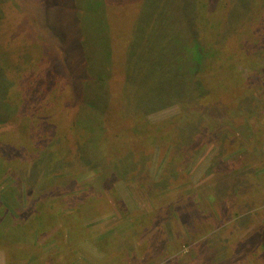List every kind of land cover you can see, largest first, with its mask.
Masks as SVG:
<instances>
[{"label": "rangeland", "instance_id": "374dc122", "mask_svg": "<svg viewBox=\"0 0 264 264\" xmlns=\"http://www.w3.org/2000/svg\"><path fill=\"white\" fill-rule=\"evenodd\" d=\"M166 1L67 0L65 6L66 0H0V70H3L0 88L2 77L9 84L11 78L15 79L13 82H19L8 72L18 64H28L32 54V79L22 80L19 87L22 91L15 89L13 95L8 96L21 100L25 90L33 94L38 86L33 109L25 113L6 100L11 110L10 122L26 123L28 119L32 122L27 131L29 148L20 156H38L71 129L73 119L69 102L73 93L79 99L88 98L95 102L93 106L88 104L91 111L98 114L106 106H111L112 114L116 116L127 94L125 89L139 92L144 86L160 89V83L165 88L172 82L171 70L174 75L181 76L180 53L191 52L186 60L187 73L185 79L178 85L174 83L171 89L181 91L185 99H178L177 95L166 107L148 111L146 118L152 123L187 109L195 110L198 117L205 113L208 120L211 117L208 113L215 108L222 113L217 117L219 123L233 109L232 101L242 92L239 86L235 87L238 73L248 71L242 60L253 63L252 69L260 71L255 75L263 78V64L259 61L264 56V7L259 2L221 0L224 6L227 4V13L231 10L240 15V18L236 17L239 21L246 22L243 16L248 17L247 24L256 21L252 30L254 36L261 33L258 42L240 39L238 33L244 24L234 21L235 18H231L229 25L225 20L226 26H222V23L213 22H219L216 18L219 12L206 11L200 16L202 18L195 24L200 41L214 55L204 60L207 64L199 82L192 33L189 29L182 33L180 25L166 23L170 13ZM214 1L220 0H194V4L198 8ZM187 3L190 5V0ZM69 24L74 28L72 33L68 31ZM222 28L225 35L220 38ZM123 35H127L126 54L132 60H126V55L121 54ZM40 37L45 38L46 45L45 50L37 49L38 59L34 50L30 54L29 48ZM170 57L172 62L166 63ZM72 58L75 62L71 64ZM219 65L226 68L216 69ZM126 68L130 69L128 73H125ZM73 72L93 78V93L97 91L103 96L90 94L77 84L71 87L69 77L76 75ZM48 89L51 92L45 93ZM258 95L257 102L251 98L250 104L241 102L239 113L234 116L236 123L250 127L251 131H254L252 124L262 120L251 118L264 114V104H260L264 102V87ZM197 100L204 102L200 105L201 112H198V103L201 102ZM113 116L107 119L105 115V135L108 136L97 142L109 162L119 153L123 142L131 144L146 134L142 131L140 137L134 134L137 138L117 137L119 130L139 126L140 120H118ZM93 124L91 118L80 119V135L86 126L93 127ZM196 124L198 122L192 120L184 126L179 124L181 129L183 127L178 130L181 141H190L192 149L189 155L182 152L183 156L177 149L181 168L166 170L173 171L174 178L166 175L162 178L164 170L169 167L172 145L167 149L166 146L173 139L164 137L155 145L145 144L147 154L144 157L141 156L143 152L134 154L137 160L142 157L139 171L148 177V183L155 184L145 191L132 190L122 178L113 181L110 189L104 183L96 182L93 186L99 195L92 194L78 208H75L77 203L90 190L85 184L99 174V167L83 164L71 169V159L68 162L66 157L76 149V145L71 144L59 162L67 170L60 175L53 174L63 177L62 185L57 188L63 189V200H70L64 202L60 220L52 224L49 232H41L43 235L37 228L26 227L7 233L5 227L13 217L6 214L0 220V235L4 232L0 236V264H264V134L260 131L251 133L248 138H227L223 133L221 148L214 136L198 142L202 138L196 139L193 135ZM258 127L264 131V123ZM7 133L0 136L5 137ZM14 135L10 138L15 139ZM15 143L11 145L7 139L0 138V168L9 166L7 155L12 154ZM110 144L113 145L111 150ZM86 146L80 144L82 148L77 151L78 155ZM11 164L19 165V162L15 160ZM218 178L224 179L218 181L222 186L226 187L225 180H233V184L240 186L237 202L230 195L214 201L215 195L208 188L213 187ZM7 179H0V187ZM49 187L52 188L51 183ZM114 199L117 207L111 204ZM22 205L28 206L27 198ZM182 212L186 213L185 216H181ZM17 217L19 215L14 216ZM51 219L52 216L46 223L51 225Z\"/></svg>", "mask_w": 264, "mask_h": 264}, {"label": "trees", "instance_id": "16d2710c", "mask_svg": "<svg viewBox=\"0 0 264 264\" xmlns=\"http://www.w3.org/2000/svg\"><path fill=\"white\" fill-rule=\"evenodd\" d=\"M188 1V0H187ZM186 0H167L166 4L169 9L168 18L166 19V23L170 26L180 25L181 32L184 33L187 29L190 30L192 33V47L193 51L196 53V57L194 59L197 62V67L195 72H197L196 76H198V80L200 82V76L202 74V70L206 67V64L204 60H207L208 57L211 56L212 53H209L205 47H203L199 34L197 31V26H195L196 22H199L200 16H204L205 12L208 11L209 13H220L219 22L213 21L215 23H222V26L224 25V21L229 25V22L231 21V18H235L234 21H239L238 18H240L239 14L234 13V11L229 10L227 13V4L224 6L222 4V1H214L205 5L204 7H198L196 8V5L194 4V0H190L191 4L189 5ZM245 0H242V3ZM254 0H249V2L253 4ZM256 2H259V5H262L261 7H264V0H255ZM67 0L65 3H63L66 6ZM200 8V11H199ZM72 11H74L73 8H71ZM238 17V18H236ZM244 20L248 22V17L243 16ZM193 20L195 21L194 24H192ZM215 20V19H214ZM243 25V28L240 30V39H245L246 41H250L255 39L257 41V38L261 35L260 32H257L254 36V32L252 28L256 25V21L247 24L245 21H239ZM72 23V22H70ZM70 25V24H69ZM226 26V24L224 25ZM72 33L74 31V28L68 26V31ZM131 34V29H128V34ZM224 31L222 28V33L220 38L224 36ZM124 39L123 41H120L122 43V50L121 54L126 55V60L131 59L126 54V45L128 42L125 40V37L127 35H123ZM135 36V35H134ZM44 37H40L35 41L34 45L30 46L29 52L32 53L31 50H34L35 56L39 59V55L37 52L38 48H42L45 50L46 42L44 41ZM24 42V41H23ZM258 42V41H257ZM25 44V43H23ZM43 44V45H42ZM28 47V46H27ZM200 52V53H198ZM188 54H191V52H185L180 53V58L183 65V74L181 76H176L172 73L169 77L172 79V82L167 83V87L164 88V85L162 87V83L159 84L160 89L152 88L150 86H144L140 92L137 90L131 91L129 89H125V92L127 94L122 99V107L120 110V113H118L116 116H113L112 114V107L111 106H104L102 113H96L94 110L88 107V104H91V106L94 105L95 102L86 99H79L75 96L73 93V97L70 100L69 104V113H72V123L69 127L71 129L67 130V132L60 136L55 142L53 141V144H50L46 150L43 151L41 154H36V157L33 155H27V156H20V154L25 151V149L29 148V137L27 135L28 128L30 124L32 123L29 119L25 122H10L11 119V110H9V107L6 103V100L11 101L16 106L20 107L22 110V113L27 112L28 110L33 109V102L35 101V96L38 91L37 89L33 92H30L28 90H25L23 95V99L19 100L16 96H13V99L9 98V94H12L13 90L19 89L21 81L22 80H29L33 77V69H32V62H33V54L30 59V62L28 64L23 65H17L16 68H13L11 72H8L10 77H16L19 79V82H13L15 79L11 78L12 83H8L9 81H5L2 77V87L0 88V134L8 131L5 137L0 136V138H5L9 141V143L12 145L15 143V141L21 145V147H18L15 143V148L12 150L11 155H7L9 166L0 168V179L3 180L4 178L7 179V181L0 187V220L6 215L10 214L13 218L11 219V223L8 221L7 226L5 227L4 232L7 233L10 231L17 230L20 227H26V228H37V231L40 232L41 235H43L46 232H49V230L52 227L53 223H57L60 220V215L62 214V208L65 206L64 202H69L70 200H63L62 198V190L61 188H57L63 180L62 176L55 177L53 174H61L62 172L66 171L67 168H62L59 162L63 159V155L67 154V150H69V146L71 144L76 145L75 150L70 151L69 154L66 155L67 160L69 162L70 160V168L80 167L81 165L85 164L88 166H91L92 168L99 167L98 169V175L93 177L91 180H89L85 185H87L90 190L83 195L82 199L77 203L75 208H78L82 202L86 201L89 197L92 196H98L99 192H97L94 188V184L96 182L104 183L105 187L107 189H110L112 187L111 183L113 181H118L121 178L126 182L127 185H129L132 190H140L150 187L151 184H155L154 182L148 183L150 180L147 179L148 177L144 176L143 172H140V165H141V158L144 157V154H147L144 152V146L147 143H152V145L157 144L159 142V139H163L164 137L172 139L171 142L167 143L166 149L169 145H172L171 147V154L169 158V167L166 168L163 172V177L165 175L169 178H174L173 175L174 172H166L167 169H177L179 170L181 167L178 165L180 164L179 158L185 155H189L190 151L192 149V146L189 145L190 141L188 142L186 139L181 141V136L179 135L178 130H182L179 124H183V126L188 122V120H192L193 122H198L196 124V130L193 133L194 137L202 138V140H199L198 142H203L205 138L210 139L211 136H214L218 146L222 148L223 144L221 141V136L224 133V137H230L232 138L236 136H240L241 138H248L251 136V133L257 134L260 131H264L261 127H258L259 124L264 123V114H260L257 117H252L251 119H259L262 120L258 123H253L251 127L254 129L252 132L250 127L244 126L241 123H236L234 121V116L239 113V107L240 103H249L252 101L257 102V98H260V95H258V92L261 91V89L264 87V76L263 78H258L255 74L260 72L259 70L252 69L253 63L248 64V61H243L242 63L247 64L248 71L247 73L240 72L238 73V80L235 84V87H240L239 89L242 90L240 94L236 97H238L236 100L232 101L233 107L232 110H230L227 114L224 115V119L217 123V117L218 114L222 115V113L218 112L217 109L211 110V113H208L209 117L208 120L205 119V113L202 117H198L195 115V110H184L180 114H177L175 116L166 118L164 120L158 121V122H150L146 118L148 111H153L154 109H158L161 107H166L168 103L172 102L177 95L178 99H185L184 94L178 90L171 89L173 88V84L176 85L180 84L181 81L185 79V75L187 73V57ZM214 54H212L213 56ZM20 59V58H17ZM222 59V56H221ZM132 60V59H131ZM249 60V59H248ZM71 64L75 62V58H72L70 60ZM166 63L172 62L171 57L165 61ZM250 62V61H249ZM161 63V62H160ZM259 63L263 64L261 71H263L264 75V56ZM205 64V65H204ZM212 66H214L213 63ZM162 66V64H161ZM225 66V65H224ZM218 66V68L225 69L226 67ZM243 66V65H242ZM129 68L125 69V73L129 72ZM255 72V73H254ZM1 75H3V70H0ZM4 73L7 75V71H4ZM76 75L70 76L71 78L69 80V85L72 87L74 84H77L78 87L84 89L90 94H98L97 91L93 93L91 87L93 86V78H91L89 75L82 76L77 72H73ZM22 74V75H21ZM243 74V75H242ZM258 75V74H257ZM22 76V77H19ZM193 76V75H192ZM213 76V75H212ZM102 78L98 79L101 80ZM177 79H179L177 81ZM185 83V82H184ZM164 88V89H162ZM124 89V87H123ZM244 91V92H243ZM51 92V89H48L45 93ZM207 93V91H205ZM87 93V96H88ZM13 95V94H12ZM208 96V95H206ZM209 97V96H208ZM241 97V98H240ZM250 98L252 101H249ZM242 99V100H241ZM197 102H201V104L198 103V112L202 111V107L200 105H203L204 102L197 100ZM260 104H264V102H261ZM258 105V104H257ZM185 106L187 107V103L185 101ZM91 109V110H90ZM107 111V112H106ZM113 116L115 119H127V120H133L139 118L140 125L139 126H129L122 128L118 131V136H133L134 138H137L134 134L139 136V133H142V131H145L146 134L142 137V139L139 138V140L134 139L131 144H122L119 148V153L114 155V158L109 162L107 161L102 154L101 149L98 146V141L105 138L108 135H105V122L104 117ZM91 118L94 120L93 127L86 126L87 129L83 130V134L80 135V130L82 129L79 125L80 119L83 118ZM216 119H215V118ZM210 118L212 121L210 122ZM20 122V123H19ZM193 124V123H192ZM262 126V125H260ZM140 128V129H138ZM225 128V129H224ZM249 128V129H248ZM258 129V131L255 132V130ZM141 130V131H140ZM226 132V133H225ZM15 134V135H14ZM19 134V135H18ZM10 135H14L15 139L10 138ZM179 135V136H177ZM199 136V137H198ZM140 137V136H139ZM223 137V140H224ZM217 138V139H216ZM88 145L85 148L82 149L81 154L78 155L79 150H81L82 147H79L80 144ZM197 144V142H196ZM110 150L113 145L110 144ZM115 146V145H114ZM178 149V150H177ZM85 152H84V151ZM39 151V150H38ZM143 152L141 154V158L137 160L135 158V152ZM54 152V153H53ZM74 152H76L74 154ZM182 152H184L182 154ZM17 160L19 162V165H12L11 163L13 161ZM29 163L28 168L26 170L24 169ZM23 165H25L23 167ZM126 166V168H125ZM125 169V171H124ZM147 173V171L145 172ZM227 177V176H226ZM52 178V179H50ZM224 180V179H223ZM220 178L217 179L216 184L208 188L210 190L211 194L215 195V200H221L223 197H226L230 195L236 202L238 200L240 186H237L236 184H233L232 181H224L225 186H222L220 182L223 181ZM11 181L9 184L8 182ZM176 181V179L174 180ZM8 183V184H7ZM50 183L52 184V188L49 187ZM6 184V185H5ZM113 184V183H112ZM56 186V188H54ZM49 187V188H48ZM102 189V187H100ZM114 189V187H113ZM114 194V193H113ZM61 195V196H60ZM144 196V195H140ZM210 196V194H209ZM101 197V196H100ZM26 198L28 199V206L24 207L22 203L25 202ZM75 199V197H74ZM213 202V200H212ZM214 203V202H213ZM117 207V202L114 199V204ZM54 208V210H53ZM164 209L166 207L164 206ZM186 213L182 212L181 216H185ZM19 215V217L14 218V216ZM51 225L46 223L48 222V218H51ZM43 218H46V221H44ZM50 228V229H49ZM49 229V230H48ZM48 230V231H46ZM3 232V233H4ZM44 232V233H41ZM2 233V234H3ZM1 234V235H2ZM0 235V236H1ZM26 235V234H22ZM33 237V233L31 234ZM2 237V236H1ZM21 239V237H20Z\"/></svg>", "mask_w": 264, "mask_h": 264}]
</instances>
